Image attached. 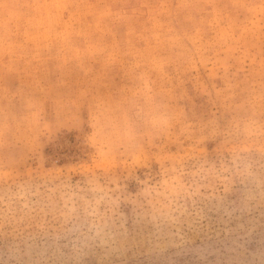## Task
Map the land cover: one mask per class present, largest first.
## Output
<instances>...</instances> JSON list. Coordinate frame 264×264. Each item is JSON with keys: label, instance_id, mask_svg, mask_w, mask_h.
I'll return each mask as SVG.
<instances>
[{"label": "rangeland", "instance_id": "374dc122", "mask_svg": "<svg viewBox=\"0 0 264 264\" xmlns=\"http://www.w3.org/2000/svg\"><path fill=\"white\" fill-rule=\"evenodd\" d=\"M0 264H264V0H0Z\"/></svg>", "mask_w": 264, "mask_h": 264}]
</instances>
